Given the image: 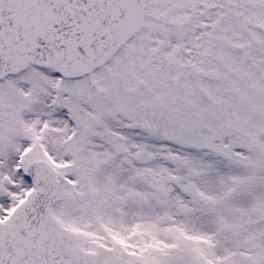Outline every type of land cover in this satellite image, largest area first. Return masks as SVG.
<instances>
[{"label":"snow or ice","instance_id":"obj_1","mask_svg":"<svg viewBox=\"0 0 264 264\" xmlns=\"http://www.w3.org/2000/svg\"><path fill=\"white\" fill-rule=\"evenodd\" d=\"M0 264H264V0H0Z\"/></svg>","mask_w":264,"mask_h":264}]
</instances>
